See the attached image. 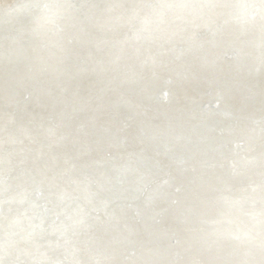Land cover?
I'll return each instance as SVG.
<instances>
[{
  "label": "water",
  "instance_id": "water-1",
  "mask_svg": "<svg viewBox=\"0 0 264 264\" xmlns=\"http://www.w3.org/2000/svg\"><path fill=\"white\" fill-rule=\"evenodd\" d=\"M69 2L54 35L0 18V262L264 264L260 18ZM147 117L178 147L143 135ZM12 213L28 228L4 231Z\"/></svg>",
  "mask_w": 264,
  "mask_h": 264
},
{
  "label": "clouds",
  "instance_id": "clouds-1",
  "mask_svg": "<svg viewBox=\"0 0 264 264\" xmlns=\"http://www.w3.org/2000/svg\"><path fill=\"white\" fill-rule=\"evenodd\" d=\"M134 7L139 11L163 12L169 15L192 11H219L232 18L237 15H254L256 19L260 18L261 13L264 12V0H161L154 4ZM74 9L75 5L69 0H17L14 6L10 7L8 15L28 17L35 25L34 30L37 34L54 35L56 26ZM50 18L55 19V24L49 22ZM11 248V243L5 241L6 254ZM0 264H7V262H0Z\"/></svg>",
  "mask_w": 264,
  "mask_h": 264
},
{
  "label": "bare ground",
  "instance_id": "bare-ground-1",
  "mask_svg": "<svg viewBox=\"0 0 264 264\" xmlns=\"http://www.w3.org/2000/svg\"><path fill=\"white\" fill-rule=\"evenodd\" d=\"M17 2V0H0V18L2 17V16H4V15H7L8 14V12H9V9H10V7H12V6H14V4ZM157 78L158 77H160V76H156ZM140 87H142V86H140ZM143 88V87H142ZM140 91V90H139ZM194 97H193V95H190V96H186L185 98H182V100H180V101H178L177 102V106L179 107V110L181 111V119L183 118V124L182 125H184L185 127H191V128H193L194 126L192 125V123H189V121H190V119H191V114H188V109H187V106H186V102H189V101H191L192 99H193ZM246 104V106H247V101H245V103H244V105ZM242 105H243V103H242ZM230 107V106H229ZM229 107H227V108H229ZM179 117V116H178ZM180 117H179V120H180ZM147 127L145 126V129H144V131H143V135L145 134V133H147L146 135H148V137H150L151 135H152V132H154V131H158V133L159 134H161V137H162V140L163 139H165L160 145H162V146H166V148H168V149H172V150H174L176 147H178V145L180 144H178V142H176V141H173L171 138H170V136H169V134L167 133V132H164V133H160V130L162 131V129L159 127V126H161V125H158L157 123H155V121H154V123H153V120L152 119H149L148 117H147ZM150 120V121H149ZM217 121V123H219L220 125H221V127H223V129L225 128V129H227V128H229L228 126H227V121H224V122H222L221 123V121H219V120H216ZM150 123V124H149ZM157 124V125H156ZM183 126V127H184ZM193 126V127H192ZM132 129L133 130H135V126H133L132 127ZM137 130V129H136ZM143 130V129H142ZM84 135H82V136H85L86 135V133H83ZM142 134H140L139 133V135H140V139L141 140H143V137H142ZM45 135V137L47 136V133H45L44 134ZM164 136H167V137H164ZM260 138H263L264 139V137H260ZM78 139V138H77ZM94 139V138H93ZM93 139H89V141L91 142V140H93ZM161 139H159V141H160ZM166 143V144H165ZM81 144V141H77V140H74V142H73V146H78V145H80ZM261 147V146H260ZM44 148H46V147H44ZM18 149H19V152L22 150V148L19 146L18 147ZM21 149V150H20ZM30 147H28V146H25V148H24V150H23V152H24V155L23 154H21V156H20V158H25L26 157V155L30 152ZM50 149V148H49ZM43 151V154L44 153H46L45 151H52V150H42ZM107 152H109V153H111V151L109 150V149H103V150H101L100 151V157L102 158V159H106V160H108V158H109V156H106V153ZM68 154V153H67ZM101 161V160H100ZM109 161H111V160H109ZM57 167H59V165H56V168ZM91 169H93V168H91ZM94 170V169H93ZM92 171V170H91ZM57 173H61L62 175H65L64 173H66V170H65V168H64V166L63 165H61L59 168H57ZM45 175V177H47V178H50V180L52 181V182H54V180H53V178L50 176V175H48V174H44ZM59 175V174H58ZM103 177L105 178L106 176L105 175H103ZM103 177H101V178H103ZM184 199H186V198H184ZM105 216V215H104ZM107 218V217H106ZM104 220H106L105 219V217H103V218H100V220H99V222H101V221H104ZM11 223H18V224H20V227H21V229L22 230H24L25 228H26V225H27V228H28V225L30 224L29 223V221H28V219H27V217H25V214H24V216L23 217H20L19 215H17V213H12L11 215H9V216H5L4 217V220H3V223H1L2 225H1V227L4 229V231H8V230H10V228H8V227H10V226H12V224ZM26 228V229H27ZM22 247H24V246H22Z\"/></svg>",
  "mask_w": 264,
  "mask_h": 264
},
{
  "label": "snow or ice",
  "instance_id": "snow-or-ice-1",
  "mask_svg": "<svg viewBox=\"0 0 264 264\" xmlns=\"http://www.w3.org/2000/svg\"><path fill=\"white\" fill-rule=\"evenodd\" d=\"M233 19L237 20V21H241L244 24L255 23V16L254 15H247V16L237 15V16L233 17ZM260 20H261L262 25H264V12L261 13ZM49 22L55 24V19L50 18ZM262 190H264V186H262ZM260 216H261V224H262V226H264V200H262V202H261ZM249 235H250V233H248V232H243V233L238 232V233L232 234L234 239H244V238H247Z\"/></svg>",
  "mask_w": 264,
  "mask_h": 264
}]
</instances>
